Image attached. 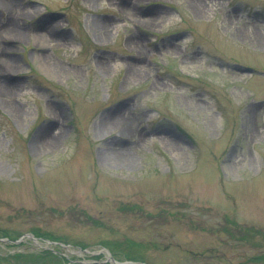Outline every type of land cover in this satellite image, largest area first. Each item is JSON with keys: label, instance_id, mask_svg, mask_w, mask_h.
Wrapping results in <instances>:
<instances>
[{"label": "rangeland", "instance_id": "1", "mask_svg": "<svg viewBox=\"0 0 264 264\" xmlns=\"http://www.w3.org/2000/svg\"><path fill=\"white\" fill-rule=\"evenodd\" d=\"M7 1L0 264H264V0Z\"/></svg>", "mask_w": 264, "mask_h": 264}, {"label": "bare ground", "instance_id": "2", "mask_svg": "<svg viewBox=\"0 0 264 264\" xmlns=\"http://www.w3.org/2000/svg\"><path fill=\"white\" fill-rule=\"evenodd\" d=\"M8 1L7 0H0V6H7ZM41 42H44L43 39H40ZM139 72H142L139 70ZM130 74H132L131 70L129 71ZM140 75L144 74V73H138ZM43 137V136H42Z\"/></svg>", "mask_w": 264, "mask_h": 264}, {"label": "water", "instance_id": "3", "mask_svg": "<svg viewBox=\"0 0 264 264\" xmlns=\"http://www.w3.org/2000/svg\"><path fill=\"white\" fill-rule=\"evenodd\" d=\"M31 237L30 235H24V237ZM4 242H6V241H4ZM19 242V240H17V241H13V243H18ZM109 259H110V261L113 263V264H118V263H116L111 257H109Z\"/></svg>", "mask_w": 264, "mask_h": 264}, {"label": "trees", "instance_id": "4", "mask_svg": "<svg viewBox=\"0 0 264 264\" xmlns=\"http://www.w3.org/2000/svg\"><path fill=\"white\" fill-rule=\"evenodd\" d=\"M34 234H35V235H38V234L35 233V232H34ZM44 252L49 253V251H44ZM53 257H56V255H53ZM74 264H76V263H74Z\"/></svg>", "mask_w": 264, "mask_h": 264}]
</instances>
